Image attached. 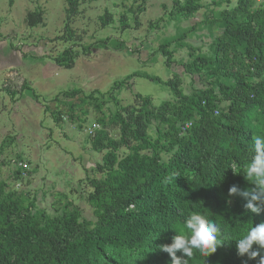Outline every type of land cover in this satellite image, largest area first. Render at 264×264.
<instances>
[{
	"label": "rangeland",
	"instance_id": "obj_1",
	"mask_svg": "<svg viewBox=\"0 0 264 264\" xmlns=\"http://www.w3.org/2000/svg\"><path fill=\"white\" fill-rule=\"evenodd\" d=\"M72 1L0 0V199L49 217L79 208L94 220L91 181L107 174L100 167L112 150L107 143H118L119 159L132 151L121 142V119L131 123V145L142 142L133 130L168 145L169 126L156 115H167L181 100L173 84L189 96L212 88L221 97L219 83H235L226 72L251 69L243 46L221 50V64L215 60L228 23L248 16L233 12L238 0H202L192 14L177 0H79L69 19ZM249 8L263 9L264 0H252ZM35 11L43 23L30 26L26 18ZM69 47L74 66L50 69L55 58L66 60ZM218 104L222 114L233 107L227 99ZM97 121L98 142L88 134ZM252 123L262 134L261 123ZM171 153L163 150V160Z\"/></svg>",
	"mask_w": 264,
	"mask_h": 264
},
{
	"label": "trees",
	"instance_id": "obj_2",
	"mask_svg": "<svg viewBox=\"0 0 264 264\" xmlns=\"http://www.w3.org/2000/svg\"><path fill=\"white\" fill-rule=\"evenodd\" d=\"M251 1L238 0L233 12H245L248 20L228 23L215 58L221 64V50L227 53L228 47L243 46L251 69L226 72L234 76L235 83H219L221 97L212 88L197 97L189 96L171 83L181 100L171 105L167 115H156L169 126L168 145L148 139L139 130L131 132L142 142L131 145L126 129L131 123L122 118L121 142L132 151L119 159L118 143H107L112 150L100 165L107 174L91 181L89 200L94 220L83 218L79 208L49 217L46 213L35 215L31 208L12 199H0V264H172L162 246L173 242L178 235L175 228L193 212L214 219L235 237L264 223V211L252 212L245 207L246 198L229 195L233 185L246 191L256 188L243 175V164L251 159L253 137L259 132L253 120L261 123L264 134V8L251 11ZM201 2L184 0L181 4L177 0L178 7L191 14L202 7ZM78 4L79 0L72 1L69 19L77 14ZM26 22L30 26L43 23L42 14L29 12ZM166 46L161 45L169 58ZM73 49L67 48L66 60L57 57L56 63L73 67ZM249 75L259 80L254 83ZM223 99L233 102L230 113H221L218 101ZM188 121L192 125L185 128ZM95 123L88 134L98 142L103 138L99 134L102 128L91 132ZM94 147L101 148L95 143ZM163 150L172 152L166 160L161 156ZM232 164H236L238 174L229 168ZM257 248L254 244L253 250ZM177 256L187 258L182 251H177ZM259 259L240 256L236 241L231 240L211 254L206 264H258ZM205 260L197 253L189 264H205Z\"/></svg>",
	"mask_w": 264,
	"mask_h": 264
},
{
	"label": "clouds",
	"instance_id": "obj_3",
	"mask_svg": "<svg viewBox=\"0 0 264 264\" xmlns=\"http://www.w3.org/2000/svg\"><path fill=\"white\" fill-rule=\"evenodd\" d=\"M253 141V147L250 149L251 159L243 164V175L247 181L255 184L256 188L246 191L233 185L229 189V195H240L246 198L245 207L252 212L260 213L264 211V134L254 136ZM229 168L237 173L236 164H232ZM175 230L178 235L173 237V242L163 245L161 249L172 257V264H189L197 253L206 258V264L211 254L223 246L225 241L231 240L236 241L240 256L247 254L249 259L260 257L258 264H264V254H262L264 252V223L252 225L239 237H235L222 229L214 219H209L205 214L193 212ZM254 244L258 246L256 250H253ZM177 251H182L183 256L187 258L177 256Z\"/></svg>",
	"mask_w": 264,
	"mask_h": 264
},
{
	"label": "built area",
	"instance_id": "obj_4",
	"mask_svg": "<svg viewBox=\"0 0 264 264\" xmlns=\"http://www.w3.org/2000/svg\"><path fill=\"white\" fill-rule=\"evenodd\" d=\"M215 113L218 114L219 113V110L216 109L215 110ZM191 125H192V122L191 121H188V122L185 123V126L184 127L187 128V127H190ZM100 128H101V124L95 123V125L93 126L91 132H95V131L99 130Z\"/></svg>",
	"mask_w": 264,
	"mask_h": 264
},
{
	"label": "crops",
	"instance_id": "obj_5",
	"mask_svg": "<svg viewBox=\"0 0 264 264\" xmlns=\"http://www.w3.org/2000/svg\"><path fill=\"white\" fill-rule=\"evenodd\" d=\"M20 54H18V53H16L17 55H18V57H20V55H25L24 53H21V52H19ZM26 53V52H25ZM12 56H13V53H12V55H11V58H12ZM23 56L21 57V58H23ZM47 64H49L50 66H52L53 65V67L54 68H50V69H55L57 66H59L55 61L54 62H49V63H47ZM45 65V64H44ZM43 65V66H44ZM47 72H49V71H47Z\"/></svg>",
	"mask_w": 264,
	"mask_h": 264
}]
</instances>
